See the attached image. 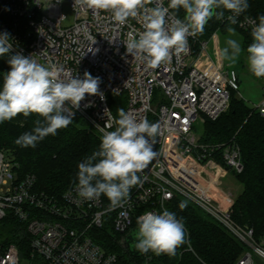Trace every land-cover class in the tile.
I'll return each instance as SVG.
<instances>
[{
	"label": "built area",
	"instance_id": "2783aa9c",
	"mask_svg": "<svg viewBox=\"0 0 264 264\" xmlns=\"http://www.w3.org/2000/svg\"><path fill=\"white\" fill-rule=\"evenodd\" d=\"M4 1L14 19L0 27V33L10 34V55L33 56L38 63L63 69L62 74L83 78L87 71L101 78L99 89L104 98L86 94L78 109L66 102L73 116L83 118L101 137L100 128L111 130L106 125L116 119L110 98L125 94L126 112L148 121L155 116L159 149L149 166L138 173L141 183L117 207L102 195L94 200L79 197L77 185L62 195L38 190L36 176L22 173L15 156L0 150V220L17 222L30 238L26 254L15 243H0V264H120L119 254L97 241L100 229L107 226L121 234L124 247V236L138 226L139 216L146 211H170L169 203L176 196L196 205L245 245L236 264H264V236L257 239L253 228L234 221L216 179L222 168L218 155L233 173L244 170L240 147L234 140L204 143L195 129L196 123L204 125L207 119L223 114L232 91L240 89L236 71L226 69L221 58L214 61L210 57L207 41L200 42L196 50L198 39L189 36L185 51L173 50L167 62L147 68L127 53L124 44L129 33L142 30L137 18L119 25L110 13L74 8V0ZM162 2L167 6L168 0ZM65 4L74 13L70 25L66 24ZM228 15L226 11V22H230ZM246 17L256 19L242 13L235 24L251 32ZM157 90L163 96L155 105ZM255 108L264 117V97ZM153 261L148 252L139 264Z\"/></svg>",
	"mask_w": 264,
	"mask_h": 264
},
{
	"label": "clouds",
	"instance_id": "9594fccd",
	"mask_svg": "<svg viewBox=\"0 0 264 264\" xmlns=\"http://www.w3.org/2000/svg\"><path fill=\"white\" fill-rule=\"evenodd\" d=\"M155 6H149V5ZM90 9L94 14L110 13L113 22L123 25L129 18H137L141 31L128 34L124 43L127 53L147 68H156L167 62L172 51L180 53L187 48V38L202 34L207 22L215 16L235 24L237 17L249 8L248 0H74V8ZM185 12L181 19L180 10ZM219 10V11H218ZM251 27L252 43L246 49L249 71L256 77H264V15L257 19L247 18ZM228 32L235 35V29ZM221 51L223 60L235 65L244 49L239 41L227 39ZM13 43L10 34L0 33V57L11 52ZM10 71L3 76L0 86V123L10 121L22 114H36L31 131L24 132L15 141L21 147H35L49 135L72 123L71 108L80 107L87 95H100V77L84 72L83 78L63 73L56 65L45 66L32 57L20 53L10 55ZM118 118L107 129L100 128L98 149L78 164L76 191L85 200L105 196L112 207L126 201L133 186L141 183L138 173L143 172L156 156L154 150L158 125L147 119H137L123 108ZM186 204L181 202L180 208ZM134 247L140 254L152 252L159 256L177 255V249L186 243V230L182 219L174 212L146 211L137 218Z\"/></svg>",
	"mask_w": 264,
	"mask_h": 264
},
{
	"label": "trees",
	"instance_id": "16d2710c",
	"mask_svg": "<svg viewBox=\"0 0 264 264\" xmlns=\"http://www.w3.org/2000/svg\"><path fill=\"white\" fill-rule=\"evenodd\" d=\"M248 3L249 8L244 13L256 19L264 15V0H248ZM176 15L182 19L185 12L181 9ZM223 19L217 20L219 27L227 25L228 22ZM214 20L215 16L207 22L203 33L196 36V50H199L200 42L210 39L214 29L211 23ZM13 21L7 12L5 1L0 0V27ZM240 30L245 36L244 45L248 47L252 43L250 31ZM9 58L10 54L0 57V86L3 76L10 71ZM261 78L264 80V77ZM110 104L118 118L117 110L126 108V95L111 97ZM37 119L43 120L36 114H30L28 117L19 114L10 121L0 123V150H8L15 156L22 173H32L36 176L38 190L62 195L77 185L78 164L98 149L100 136L90 129L83 118L76 115L66 128L58 130L54 136L45 137L34 148L17 145L16 139L24 132L31 131ZM149 122L157 124L155 116H151ZM154 140V150L157 153V135ZM201 140L208 144L229 143L234 140L240 147L244 170L235 173L241 184V191L231 206V214L238 225L253 228L257 239L264 236V117L256 108L249 107L236 91H232L229 108L217 119L206 120ZM218 156L222 162L221 156ZM102 197L104 201H108L105 196ZM181 202L186 204L184 209L180 208ZM169 209L178 219L183 220L187 233L186 243L177 249V255L174 257L154 254L155 262L236 264L244 253L245 245L233 233L187 199L176 196L169 203ZM96 239L106 248L119 254L120 264H139L143 259V256L134 257L127 252L121 243L122 235L107 226L100 229ZM29 240V235L23 232L17 222L8 218L0 220V243H15L23 253H27L30 249Z\"/></svg>",
	"mask_w": 264,
	"mask_h": 264
},
{
	"label": "rangeland",
	"instance_id": "374dc122",
	"mask_svg": "<svg viewBox=\"0 0 264 264\" xmlns=\"http://www.w3.org/2000/svg\"><path fill=\"white\" fill-rule=\"evenodd\" d=\"M65 11L69 15V20L66 22V24L70 25L73 23L74 13L67 4H65ZM217 20L218 19L216 18V20L211 23L212 26H214V29L211 32L210 39L207 41V53L214 61H217L218 58L222 59L221 51L224 47H226L225 42L227 39L231 38L240 42L241 47L242 49H244V51H242L237 63L230 66L228 61L223 59L222 60L226 69H233L238 74L240 89L239 91H236L237 95L244 98L246 104L249 107L255 108L260 104L261 100L264 97V80L261 77H256L255 75H253L248 69L246 59L247 47L244 45L245 36L244 33L240 30H243V28L239 27L237 24H232L231 22H228L227 25L223 27H219L218 24H216ZM229 28L235 29V35H231L228 32ZM155 95L156 98L154 100V104L156 105V103L163 96L162 90H157ZM195 129L199 136L202 138L204 134V125L198 122L195 124ZM216 179L220 182L219 187L227 197V203L225 202L224 205L230 204L232 206L236 196L241 191V184L238 182L235 173H233L227 166L222 163V168H220L217 172ZM24 253H26V251H24ZM149 253L154 255L152 252ZM153 263L162 264L155 261H153Z\"/></svg>",
	"mask_w": 264,
	"mask_h": 264
},
{
	"label": "water",
	"instance_id": "95a60500",
	"mask_svg": "<svg viewBox=\"0 0 264 264\" xmlns=\"http://www.w3.org/2000/svg\"><path fill=\"white\" fill-rule=\"evenodd\" d=\"M137 230H138V226L130 230L124 236V241H123L125 249L134 257H140V256L145 255V254H140L137 250H135V247H134V239H135L134 237H135V233L137 232ZM163 255H166V254H163Z\"/></svg>",
	"mask_w": 264,
	"mask_h": 264
}]
</instances>
